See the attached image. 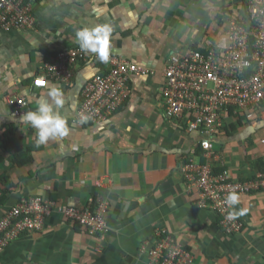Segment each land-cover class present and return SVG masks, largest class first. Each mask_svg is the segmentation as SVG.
Instances as JSON below:
<instances>
[{
  "label": "crops",
  "instance_id": "1",
  "mask_svg": "<svg viewBox=\"0 0 264 264\" xmlns=\"http://www.w3.org/2000/svg\"><path fill=\"white\" fill-rule=\"evenodd\" d=\"M244 6L245 0H37L33 27L0 30V140L14 139L13 150L0 144V219L35 196L56 205L44 230L23 233L0 250V264H147L161 228L193 252V264H264V189L239 194L234 209L243 210L245 228L230 234L211 206L200 207L199 190L184 175L188 164L204 158L237 179L260 174L264 109L218 137L215 150L202 157L195 153L203 138L168 119L162 97L172 53L221 40ZM100 24L112 27L110 52L151 74L133 77L130 98L112 116L84 123L77 110L84 85L100 69L96 62L73 65L68 85L49 77L40 88L34 81L50 56L79 45L78 30ZM53 85L63 90L56 111L70 133L38 146L36 130L19 118ZM15 93L28 101L20 116L7 101ZM25 152L33 160L19 165L15 156ZM100 204L109 208L108 229L96 236L60 209Z\"/></svg>",
  "mask_w": 264,
  "mask_h": 264
},
{
  "label": "built area",
  "instance_id": "2",
  "mask_svg": "<svg viewBox=\"0 0 264 264\" xmlns=\"http://www.w3.org/2000/svg\"><path fill=\"white\" fill-rule=\"evenodd\" d=\"M34 3V0H0V30L33 27ZM244 7L242 16H231L221 40L199 50L189 47L173 52L164 70L165 116L198 133L203 138L201 144L208 150H212L218 137L227 133L230 122L239 120L240 111L247 119H253L264 104V0H245ZM50 58L35 79V87H47L49 77L68 85L73 80V65L100 61L95 54L83 52L79 45L65 48ZM102 63L107 70L99 69L82 90L77 110L79 122L99 123L109 118L130 98L133 77L151 74L146 67L112 52L109 60ZM7 101L19 116L28 106L27 99L18 93L8 95ZM82 116L88 119L82 121ZM184 172L199 190L200 207L211 206L220 215L227 233L241 232L245 224L238 216L229 218L235 206L229 208L225 198L233 191L244 195L264 189V173L255 179L231 180L227 173L216 175L209 165L194 162ZM55 209L56 205L42 196L11 207L0 219V250L25 232L44 230ZM60 209L68 220L84 226L92 236L108 229L106 204ZM193 263V252L172 233L165 228L157 231L147 264Z\"/></svg>",
  "mask_w": 264,
  "mask_h": 264
},
{
  "label": "clouds",
  "instance_id": "3",
  "mask_svg": "<svg viewBox=\"0 0 264 264\" xmlns=\"http://www.w3.org/2000/svg\"><path fill=\"white\" fill-rule=\"evenodd\" d=\"M35 1L37 0H34V2ZM111 34H112V27L107 24H100L91 28L84 27L76 32V41L83 52L93 53L96 56H98L101 62H107L109 60L110 51H111ZM38 83H45V82L38 81ZM63 103H64L63 90L58 85H53L48 89L46 97H43L37 101V107L35 110L28 111L20 116L19 118L20 121H22L25 124H29L33 129L36 130V137H37L36 144L38 146L47 143L49 139H55L69 135L70 126L67 118L61 115L58 111H56L57 106H60ZM263 109H264V104L262 105L261 108L258 109V112L262 111ZM81 119L82 121H84L87 120L88 117L82 116ZM185 127H183V129H186ZM198 147L203 149V154H205V152H211L215 150V146L212 147V150H208L204 148L201 142ZM192 162L198 165H209L212 168V172L214 174L219 175V174L227 173L230 175L231 180L234 179L238 180L236 177L231 175L228 170L225 169L216 170L210 164L196 162L195 160H193ZM239 180H249V179H239ZM225 202L229 206V208H234L235 205L240 203L239 194L235 191L230 192L226 196ZM242 214H243V210L240 211L234 210L229 213V218H235L236 216L239 217V215Z\"/></svg>",
  "mask_w": 264,
  "mask_h": 264
},
{
  "label": "trees",
  "instance_id": "4",
  "mask_svg": "<svg viewBox=\"0 0 264 264\" xmlns=\"http://www.w3.org/2000/svg\"><path fill=\"white\" fill-rule=\"evenodd\" d=\"M192 48L199 50V49H202L203 47L196 46V47H192ZM57 52L58 51H56L55 53H57ZM45 53L47 55H49V51L46 50ZM96 64L98 65V67L100 69H102L101 71L107 70L106 65L104 63L97 61ZM238 117H239L238 121L230 122V124H228L226 126L227 133H232L233 131L237 130L240 126L244 125V122L247 120L246 114L243 111L239 112ZM13 140H14L13 137L8 134V135H6V137H3L0 140V144L1 145L3 144V147H5V148L13 150L12 147L9 146V144H11V142ZM15 142H16V139H15ZM196 154L203 157V149H201V148L197 149ZM32 160H33V158L26 152H25V154L15 156V162L18 163L19 165H26V164L30 163ZM205 160L206 159L204 158L203 159L204 163H205ZM189 161L190 160H188L187 162H189ZM257 165L259 168V172L264 173V159L263 158L258 159ZM257 177H258V174L253 176L252 178L255 179ZM3 180L8 181V178H5ZM0 198H1V194H0ZM0 201H1V199H0ZM25 233H27V232H25ZM186 248H188V247H186Z\"/></svg>",
  "mask_w": 264,
  "mask_h": 264
},
{
  "label": "rangeland",
  "instance_id": "5",
  "mask_svg": "<svg viewBox=\"0 0 264 264\" xmlns=\"http://www.w3.org/2000/svg\"><path fill=\"white\" fill-rule=\"evenodd\" d=\"M229 14L231 15L232 13L229 12ZM184 175H185V172H184ZM186 176V175H185ZM186 179V178H185ZM187 183H189V181L186 179Z\"/></svg>",
  "mask_w": 264,
  "mask_h": 264
}]
</instances>
